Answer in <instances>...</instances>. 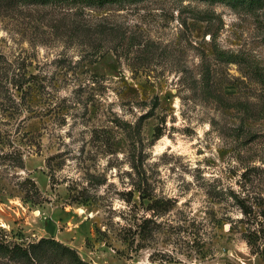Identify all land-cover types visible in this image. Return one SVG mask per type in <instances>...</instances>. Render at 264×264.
<instances>
[{
  "label": "rangeland",
  "instance_id": "rangeland-1",
  "mask_svg": "<svg viewBox=\"0 0 264 264\" xmlns=\"http://www.w3.org/2000/svg\"><path fill=\"white\" fill-rule=\"evenodd\" d=\"M83 13L89 33L73 35L0 13V75H31L24 94L0 79L1 245L53 239L87 264H264V0ZM37 254L0 250V264H71L49 244Z\"/></svg>",
  "mask_w": 264,
  "mask_h": 264
},
{
  "label": "trees",
  "instance_id": "trees-1",
  "mask_svg": "<svg viewBox=\"0 0 264 264\" xmlns=\"http://www.w3.org/2000/svg\"><path fill=\"white\" fill-rule=\"evenodd\" d=\"M143 1L145 0H0V13L6 14L10 11H15L19 9L32 10L37 13L39 18H41V16L43 18L47 17L48 21L50 20L51 27L55 29L65 28L67 35H73L74 33H79L81 31H86L85 33L87 34L89 33V29L91 27H87L86 21L84 22L83 19L82 22L79 21V19L83 17V12L85 9L102 8L107 5L124 6L126 4H135ZM208 1L225 3L230 2L233 4H237L245 2L252 3L255 0ZM95 29L98 33H104L106 30H110L111 27H107L106 25L99 23L95 26ZM97 50L98 48L94 49V51ZM1 60L2 57H0V62ZM17 72L18 73H15V71H11L10 75H7V73L4 72L0 75V79L1 76L4 77V83L11 84L15 87L16 90H19L22 94H24L25 90H22V87L31 83V75H28V77L26 78L23 73H19V70H17ZM2 88L7 92L5 86ZM158 138L159 136H157L156 139ZM45 244H49L51 246H54L55 248L60 249L61 255L67 257L70 260L71 264H87L80 260L75 251L57 243L53 239H40L36 244H32L28 249L21 248L16 245L11 248H8L2 246L0 243V250L4 251L10 259H14L15 257H23L25 260H35L39 259V256L37 254V248L39 249Z\"/></svg>",
  "mask_w": 264,
  "mask_h": 264
}]
</instances>
